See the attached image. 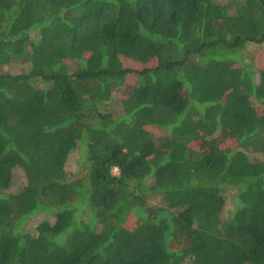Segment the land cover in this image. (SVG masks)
I'll use <instances>...</instances> for the list:
<instances>
[{
  "label": "trees",
  "instance_id": "16d2710c",
  "mask_svg": "<svg viewBox=\"0 0 264 264\" xmlns=\"http://www.w3.org/2000/svg\"><path fill=\"white\" fill-rule=\"evenodd\" d=\"M263 159L264 0H0V264H264Z\"/></svg>",
  "mask_w": 264,
  "mask_h": 264
},
{
  "label": "rangeland",
  "instance_id": "374dc122",
  "mask_svg": "<svg viewBox=\"0 0 264 264\" xmlns=\"http://www.w3.org/2000/svg\"><path fill=\"white\" fill-rule=\"evenodd\" d=\"M248 47L249 48H253V45L249 43ZM256 56H257L258 62H260L262 59H261L260 56H258V52H256ZM253 57L254 56L252 55V58ZM236 58H238V60L241 59L242 61H247L246 56H244V58H242V56L241 57L237 56ZM125 63L127 65H129V66L130 65L131 66L134 65V63L129 61V60L125 61ZM138 65H141V64H138ZM23 66H24V64H22V63H12V64H10L8 66L2 67V70H4V71L7 70V71H10V72H20V71L24 70ZM114 96H115V99H117V95L114 94ZM118 108L119 107L113 101L108 106V109H110V110H115V109H118ZM250 157L253 158V159H257V160L261 159V156H260L259 153L250 154ZM84 166H85V161H84V156L82 154V149L76 148L74 151H72L70 153L69 159L67 160L66 165H65V169H66L67 173H69V175H72L73 173H76V172H78L80 170L84 171V169H83ZM114 173H116V170H114ZM23 183H24V176H23L22 172L19 170V172H17L15 177H14V185L12 186V189L16 190ZM222 193H223L224 198H225V204H224V207H223V210H222V216H223V218H226L228 216L229 212L232 211V209H233L232 196L234 194V191L231 190V189H225ZM149 203L152 204V205H158V204H162L163 201L160 198H158V197H152V198L149 199ZM44 218L52 219V217L49 214L41 212V213H38V214L32 216L28 220V222H26V226L25 227L32 231L33 227L39 221H41ZM183 264H194V263H192L191 260L187 258L184 261Z\"/></svg>",
  "mask_w": 264,
  "mask_h": 264
}]
</instances>
